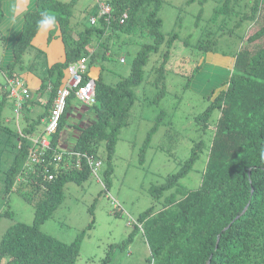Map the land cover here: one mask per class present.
Returning <instances> with one entry per match:
<instances>
[{
  "label": "trees",
  "instance_id": "trees-1",
  "mask_svg": "<svg viewBox=\"0 0 264 264\" xmlns=\"http://www.w3.org/2000/svg\"><path fill=\"white\" fill-rule=\"evenodd\" d=\"M76 1L33 0L31 9L23 13L21 28L9 50L1 56L2 62L6 61L0 66L4 76L14 77L15 66L23 67V55L39 29L40 13L46 11L56 17V26L49 29L48 38H59L63 58L47 66L41 77L40 86H49L43 113L34 119L24 113L22 127H9L1 118V108L9 95L0 86V155L6 151V159L10 155L3 176L4 191L25 188L27 198L33 202L32 222L16 221L2 234L0 264H77L84 229L66 243L43 232L40 225L61 204L67 182L81 184L91 175L83 156H96L100 142L104 143L107 162L103 173L107 187L117 135L127 124L136 99L134 89L142 81L149 54L156 52L164 41L158 15L161 0H105L110 5L108 18L100 16L95 24L83 27L78 22L70 25ZM228 2L224 0L220 9L229 10ZM244 19L250 25L231 54L227 79L218 91L211 89L205 108L195 116L194 121L202 131L210 127L209 144L205 147L203 140L195 141L178 170L166 175L162 183L149 187L155 200L163 197L161 207L153 210L150 206L140 213L127 237L120 243L109 244L104 256L94 264H110L115 250L126 247L140 229L149 247L146 264H264V0H252L236 25ZM118 32L145 40L133 57L128 74L108 84L99 71L94 79V102L81 105L83 115L92 114L93 118L88 122L79 119L73 125L77 129L75 140L66 148L62 131L70 116L74 88L58 128L48 137L45 162L34 163L33 171L23 173L31 145L28 137L38 133L35 124L49 113L57 90L65 83L68 64L86 56L89 67L107 58V40ZM5 39L0 31V42ZM216 44L215 38L206 35L197 47L203 53L216 52ZM167 58L168 49L156 68L153 83L161 86L154 100L164 95L162 80ZM86 78L87 74L82 82ZM28 101L23 104L24 112L29 110ZM39 133L42 136L43 130ZM204 148L206 157L200 182L195 189H186L179 179L192 169ZM55 153H61L62 160L54 166L50 157ZM77 160L81 167L75 166ZM49 173L52 178H48ZM4 214L9 216L11 212Z\"/></svg>",
  "mask_w": 264,
  "mask_h": 264
},
{
  "label": "rangeland",
  "instance_id": "rangeland-1",
  "mask_svg": "<svg viewBox=\"0 0 264 264\" xmlns=\"http://www.w3.org/2000/svg\"><path fill=\"white\" fill-rule=\"evenodd\" d=\"M98 1L104 0H77L70 25L78 22L79 27L89 26V18L93 16ZM223 2L161 0L158 15L162 20L164 41L156 52L149 54L143 67L142 81L134 89L136 99L130 108L127 124L120 128L117 135L107 187L103 174L107 162L104 143L100 142L96 154L100 166L96 174L91 173L81 184L67 182L61 204L40 225L43 232L66 243L84 229L77 264L97 263L109 244L120 243L127 237L140 213L150 206L153 210L159 209L163 197L155 200L149 194V187L162 183L166 175L178 170L195 141L203 140L205 147L209 144L211 129L208 127L202 131L194 121L195 116L205 108L211 89L218 91V87L227 79L231 54L250 25L247 19L236 24L239 16L248 11L252 0H229L230 8L226 11L220 9ZM28 3L29 0L1 1L3 18L0 31L6 37L4 43H8L9 39L12 41L14 32L16 35L23 13L31 9L32 5ZM48 35L49 30L38 29L29 52L23 55L25 66L20 68L16 65V74L24 76L29 72L42 77L47 66L63 58L61 41L58 37L48 38ZM173 35L175 37L171 38ZM206 35L215 38L216 52L203 53L197 47L198 41ZM144 41L138 36L118 32L107 40L109 56L91 67L99 68L103 81L113 84L128 74L132 59ZM166 49L168 58L162 80L164 95L154 100L161 83L156 86L153 80ZM0 51L3 54L1 42ZM120 58L124 61H120ZM69 78L67 74L65 83ZM6 79L0 70V86L7 84ZM47 97V89L39 93L31 92L30 98L34 104L29 112L30 119L43 112ZM70 105L71 114L62 131V141L66 144L63 147L66 148L75 140L77 129L73 122H78L76 115L80 113L81 102L73 96ZM14 107L13 98L5 99L1 118L11 128L22 127V110L16 121ZM212 116L215 117L216 112ZM83 118L88 122L93 117L87 114ZM43 127L41 121L35 124L38 133L32 136L37 137ZM6 152L0 155V238L12 223L19 221L30 224L33 218V202L27 198L25 188L11 189L9 193L4 191L3 176L10 160V155L6 159ZM205 157L204 148L192 169L179 179L180 185L186 189L198 186ZM6 211L11 215H5ZM90 223L92 225L87 227ZM148 256V243L140 229L133 234L126 247L115 250L110 264H146Z\"/></svg>",
  "mask_w": 264,
  "mask_h": 264
},
{
  "label": "built area",
  "instance_id": "built-area-1",
  "mask_svg": "<svg viewBox=\"0 0 264 264\" xmlns=\"http://www.w3.org/2000/svg\"><path fill=\"white\" fill-rule=\"evenodd\" d=\"M110 12V5L104 1H98V11L95 16L89 18L91 25L95 24L97 18L100 16H105V19L108 18ZM120 61H124L123 58H120ZM87 67V57L81 56L75 62L69 63L67 66V73L70 78L67 83L57 90L56 95L52 100L51 107L47 118L44 121L43 133L45 135H50L53 133L59 125V120L61 114L63 113L67 98L70 93L75 91L74 97L77 98L81 105H90L94 102L95 96V81L94 78L88 75ZM87 74V78L82 82V78ZM5 91L8 92L9 97L14 99V111L16 113V121L19 111L22 109L23 104L29 98V89L24 84L23 80L19 77H13L7 80V84L3 87ZM44 134L38 135L37 137L29 136L28 139L31 142L30 147L28 148L27 157L23 163L22 171L27 173L33 171V164L44 163L46 157L45 150L49 146V139ZM91 170L92 174H96L98 167L100 166V160L97 159V156L86 157L83 156ZM62 160L61 153H55L51 155L50 162L55 166L58 162ZM49 163V162H48ZM44 170L47 172L46 165L43 164ZM80 166L79 160L76 161V167ZM51 173L48 174V178H52Z\"/></svg>",
  "mask_w": 264,
  "mask_h": 264
},
{
  "label": "crops",
  "instance_id": "crops-1",
  "mask_svg": "<svg viewBox=\"0 0 264 264\" xmlns=\"http://www.w3.org/2000/svg\"><path fill=\"white\" fill-rule=\"evenodd\" d=\"M32 2H33V0H29V5L31 4L32 5ZM17 3H19V1L17 2ZM97 7H98V3H97V6H96V9H97ZM98 10V9H97ZM22 12H20L19 14H21ZM21 28V23H19V27H18V29L16 30V35L18 34V32H19V29ZM15 35V32L13 33V35L11 36V39H12V41H13V39L14 38H12L13 36ZM15 35V36H16ZM10 39L8 40V43L7 42H1V46L3 47V54L4 53H6L7 52V50H9V45H10V43L12 42ZM4 47H6V48H4ZM29 50H30V47H29V49H27L26 50V53H28L29 52ZM2 53H1V51H0V55H1ZM2 62V58H1V61H0V63ZM231 63H232V59L229 61V69H230V67H231ZM1 67H3V64L1 63V65H0ZM23 66H25V64H24V59H23ZM1 70V69H0ZM99 68H97V67H91V66H89L88 67V75L89 76H91V77H93L94 79L98 76V73H99ZM2 74H3V72H2ZM16 74V73H15ZM3 76H4V74H3ZM5 77V76H4ZM14 77H19V78H21L22 80H23V82H24V84L28 87V89H29V101H28V107H29V110L27 111V112H24L25 110H24V108H22V115L24 114V115H27L28 117H29V112H30V109H31V107L33 106V104H34V102L32 101V98H30V95H31V92H37V93H39V92H41L43 89H47L48 90V97H49V86H46L45 88L44 87H41L40 86V84H41V76H38V75H36V74H33V73H29L28 72V75H20V74H16ZM13 78V77H12ZM8 79H10V78H7L6 80H8ZM2 88H3V86H1ZM4 90V89H3ZM48 97H47V99H48ZM27 99V100H28ZM47 99H46V101H47ZM45 101V102H46ZM26 102V101H25ZM44 102V103H45ZM44 111V110H43ZM43 112H41V113H39V114H42ZM39 114H37V115H39ZM71 114V113H70ZM47 115L48 114H46V115H44V116H42V118L40 119V121L41 122H43L44 123V121H45V119L47 118ZM82 115H83V109H82V107L80 108V113H78L77 115H76V118L79 120V119H83V121H86V119L85 118H83V117H85V115H83V117H82ZM82 117V118H81ZM30 118V117H29ZM74 124H75V122H73Z\"/></svg>",
  "mask_w": 264,
  "mask_h": 264
},
{
  "label": "clouds",
  "instance_id": "clouds-1",
  "mask_svg": "<svg viewBox=\"0 0 264 264\" xmlns=\"http://www.w3.org/2000/svg\"><path fill=\"white\" fill-rule=\"evenodd\" d=\"M41 19L38 22V27L42 30H49L56 26L57 20L54 15L49 14L46 11L40 13Z\"/></svg>",
  "mask_w": 264,
  "mask_h": 264
}]
</instances>
